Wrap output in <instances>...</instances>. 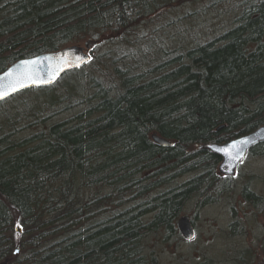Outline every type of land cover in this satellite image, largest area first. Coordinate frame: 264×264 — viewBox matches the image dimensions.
Segmentation results:
<instances>
[{"label":"trees","instance_id":"1","mask_svg":"<svg viewBox=\"0 0 264 264\" xmlns=\"http://www.w3.org/2000/svg\"><path fill=\"white\" fill-rule=\"evenodd\" d=\"M227 1L0 0V73L82 41L117 40L103 59L95 47L88 62L111 63L113 84L81 67L39 89L56 96L34 113L16 111L24 92L0 103V264H160L150 240L181 238L177 221L191 200L230 192L217 188L221 158L199 146L264 125V0H239L233 26L156 61L169 47L168 14L186 10L175 30L184 42V20ZM148 28L156 31L146 42ZM79 80L87 96L74 101ZM65 99L86 107L47 123ZM29 119L42 128L16 138ZM154 133L172 145H158ZM262 154L264 142L249 155ZM241 195L264 204L247 185Z\"/></svg>","mask_w":264,"mask_h":264},{"label":"rangeland","instance_id":"2","mask_svg":"<svg viewBox=\"0 0 264 264\" xmlns=\"http://www.w3.org/2000/svg\"><path fill=\"white\" fill-rule=\"evenodd\" d=\"M239 2V0H228L226 3L218 4L213 8L206 9L204 12H200V10L198 16L184 20L186 23L183 24L182 22V24L186 28V33L184 37L180 35L179 38L180 40H186L179 43L176 42V26L179 22L177 16H183L186 10L177 14H168L161 24L169 28V30H166L170 36V40H168L169 47L165 51L166 53L162 49L158 50L156 61L170 60L177 56L181 49H190L196 43L209 41L233 26L241 12ZM168 23L170 25H167ZM155 31V28L153 30L151 28L142 30L143 41L147 42L153 38ZM180 34H182V31H180ZM103 39L100 43L96 41L99 45H96L98 49H96L95 54V56L102 54V59L108 50L116 46L117 42L116 39L112 41L107 38L108 41L106 42ZM84 44L85 41H82L77 45ZM96 60L97 57H95L94 61L84 65L81 75L84 74V77H89L86 73H93L96 81L102 83L103 87L109 85V82L113 84L112 77L114 75H111L113 74L111 63L101 61L96 63ZM117 68L121 69L122 67L117 64ZM81 81L79 80L78 82L79 92L75 94L74 101L87 96V91L81 88L83 86ZM83 82L85 81L83 80ZM114 87L115 85H113ZM93 88H91L90 98L95 102L98 87ZM55 90H60V85L55 87ZM24 93L22 96H28L26 101H15L19 108L16 111L19 114L34 113L36 109L48 103V98L54 99L56 96L54 94L47 97L41 90L37 89ZM57 95H61L60 91L57 92ZM58 100L59 98L56 99V101ZM69 100L72 99H65V101L55 103L52 106L51 113H56L51 114L52 116L46 122L50 124L71 119L86 107V104L78 105V103L69 106ZM34 120L36 121V119L24 121V128L18 129L17 134L14 136L21 138L40 130L42 126L37 125V127L27 124ZM21 124L23 123L15 124V127L18 128ZM196 174L191 173L187 178ZM219 176L221 179L217 188L221 189L228 185L227 190L230 192L218 194L215 189L210 190L212 192L210 195L213 198L209 202L194 198L186 207L187 215L194 220L197 231V236L192 242H187L182 237L166 239L163 233L150 240L152 248L159 257L160 264H260L264 261V251L262 249L264 242V204L259 205V207L252 206L241 195L245 185L258 194H264V154L258 156L249 155L234 176L223 178L220 173ZM235 219H237L238 227L234 235H230L231 223Z\"/></svg>","mask_w":264,"mask_h":264},{"label":"water","instance_id":"3","mask_svg":"<svg viewBox=\"0 0 264 264\" xmlns=\"http://www.w3.org/2000/svg\"><path fill=\"white\" fill-rule=\"evenodd\" d=\"M95 43L92 40L86 41L84 46L69 45L65 48L43 54L33 58L23 59L10 66L6 71L0 73V85L7 87L10 83L9 79L6 78V73L12 72L15 76H21L25 73H30L37 78L38 81H42L35 85L29 84L19 91L9 95L7 98L0 100V103L11 98L12 96L31 88L45 87L56 84L61 77L68 71L79 68L85 65L90 59V54L93 52ZM83 57L84 59L79 62L77 66V58ZM25 61H36L37 63L32 65H25ZM69 64L71 66H69ZM153 140L160 146H171L172 143L160 137L157 133L153 134ZM249 141L247 145H243V141ZM264 142V125L260 126L253 132L237 137L226 143H205L199 147L201 149H207L221 158L218 170L220 174L225 176H233L236 173L237 168L245 160L248 152L256 145ZM236 145V149L232 146ZM243 148L242 158L239 161L229 160L223 153L224 149H232L233 152ZM177 228L181 237L190 242L196 238V230L193 225L192 219L188 215H182L177 221ZM194 237V239H193ZM19 249L16 250V253Z\"/></svg>","mask_w":264,"mask_h":264},{"label":"snow or ice","instance_id":"4","mask_svg":"<svg viewBox=\"0 0 264 264\" xmlns=\"http://www.w3.org/2000/svg\"><path fill=\"white\" fill-rule=\"evenodd\" d=\"M83 57L77 58V66L79 65V62L83 60ZM25 65H32L37 63L36 61H25ZM69 66H71L69 64ZM6 78L9 79L10 83L5 88L2 85H0V100H3L7 98L9 95L15 93L16 91L21 90L22 88L31 85H35L37 83H40L42 81H38L35 76H33L30 73H25L21 76H15L12 72L6 73ZM243 145H247L249 141L245 140L242 142ZM233 149H236V145L232 146ZM242 152L243 148H240L239 150L233 152L232 149H224L223 153L229 160H235L239 161L242 158ZM194 239V237H193Z\"/></svg>","mask_w":264,"mask_h":264},{"label":"flooded vegetation","instance_id":"5","mask_svg":"<svg viewBox=\"0 0 264 264\" xmlns=\"http://www.w3.org/2000/svg\"><path fill=\"white\" fill-rule=\"evenodd\" d=\"M43 88H46V87H43ZM40 89H42V88H40ZM19 94H21V93H19ZM19 94H18V95H19ZM255 147H257V146H255ZM255 147H253V148L251 149V151H252ZM251 151H250V152H251ZM222 176L225 177V178H226V177H227V178L231 177V176H225V175H222Z\"/></svg>","mask_w":264,"mask_h":264},{"label":"bare ground","instance_id":"6","mask_svg":"<svg viewBox=\"0 0 264 264\" xmlns=\"http://www.w3.org/2000/svg\"><path fill=\"white\" fill-rule=\"evenodd\" d=\"M86 43V42H85ZM74 45H77V44H74ZM85 45V44H84ZM84 45H79V46H84ZM12 66V65H11ZM172 143V142H171Z\"/></svg>","mask_w":264,"mask_h":264}]
</instances>
